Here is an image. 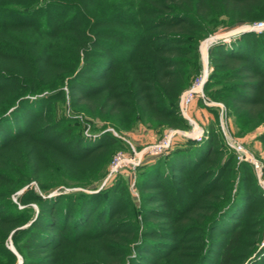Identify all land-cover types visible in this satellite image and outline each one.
Segmentation results:
<instances>
[{"label":"trees","instance_id":"1","mask_svg":"<svg viewBox=\"0 0 264 264\" xmlns=\"http://www.w3.org/2000/svg\"><path fill=\"white\" fill-rule=\"evenodd\" d=\"M8 1L0 4V264H19L9 237L22 264H263L264 191L215 126L139 168L140 207L123 179L94 194L49 197L59 181L43 184L39 166L47 148L62 168L93 164L80 184L101 180L104 164L95 162L122 144L110 131L92 141L76 123L52 122L49 103L68 80L74 108L117 131L188 129L180 98L201 72L200 43L222 23L262 22L264 0H112L98 17L84 5L97 0ZM42 37L58 39L56 47H39ZM69 53L73 65L61 61ZM209 60L205 91L225 105L237 134L264 125V33L218 41ZM84 74L106 82L81 85ZM33 203L35 216L19 208Z\"/></svg>","mask_w":264,"mask_h":264},{"label":"rangeland","instance_id":"2","mask_svg":"<svg viewBox=\"0 0 264 264\" xmlns=\"http://www.w3.org/2000/svg\"><path fill=\"white\" fill-rule=\"evenodd\" d=\"M49 1V0H48ZM51 1V0H50ZM60 1H79V0H60ZM112 0H97L98 3L94 4L93 3H85V7L88 9L89 13L91 12L92 15L98 17V16H103L102 10L104 7H107V4L111 2ZM115 3H119L118 0H113ZM46 0H38L37 2H33L30 5L32 7H40L43 5H47ZM10 3L8 0H0V4H3L5 6H8ZM23 7L27 6L28 4H24V2L19 1ZM97 11V13L95 12ZM264 21V20H262ZM248 25V24H247ZM247 25H237V26H228L225 23L220 24L217 29L212 33L210 36H208L206 39H204L200 43V54H201V72L197 76H195L192 80V84L189 87V89L192 87V85L195 83V80L202 75L205 70H210V74L212 73L213 69L210 65V60H209V47L214 41H223L224 43H230L232 40L235 38L239 37L240 35H243L245 33L246 26ZM1 34V33H0ZM258 34V33H255ZM260 34V33H259ZM263 34V33H262ZM22 36V35H20ZM6 39L9 37V34L4 36ZM21 38V37H20ZM37 36L34 38L36 39ZM11 40V39H9ZM9 40H5L6 42L9 43ZM58 39L54 38H44L42 37V41L39 44V47H46L48 48L49 45H53V47H56ZM19 43V42H18ZM39 51V49H38ZM57 52V50H55ZM58 55V53H57ZM60 61V60H59ZM63 62H67L69 64L67 65H73V56L71 53L67 56L65 60H61ZM82 64V63H81ZM80 64V65H81ZM81 72V71H80ZM76 75V74H75ZM74 75V76H75ZM87 75V76H86ZM84 78L80 82L81 85L83 83H92L96 85H102L105 83V80L94 79V74H84ZM86 76V78H85ZM209 77L207 79V82L209 80ZM65 81L60 88L63 90L64 94L62 97L56 99L55 101L50 102V107H51V112H52V122L56 119L62 118L66 121L67 125H73V124H78L80 126L81 133L84 134L86 139H90L92 141H95L97 139L98 132L100 131H110L113 135H115L121 142V146L117 147L114 151L109 150L108 153V159L104 160H97L95 162V165L97 164H104L102 167L103 169L100 168V172L103 175L102 179H97L93 178L92 180H89V182L80 184V181L82 179H88V176H90V173H87V170L92 167L93 164L86 163L81 165L80 167L76 166H66V168H62L59 165V162L57 160V155L55 154L54 150H48L43 149L40 152V161L43 159V164L39 166V169L41 170V175H42V182L45 185H50V183L57 179L59 181V186L54 187L52 191L49 194L50 196H54L60 193H65V194H70L74 192H84L88 194H94L98 193L102 190L108 189L115 185L119 179H123V182L125 183L128 191V196H130V199L134 201L135 204H137V207H140V192L137 188V181H138V170L139 168L154 163L156 160H158L160 157H164L171 152H173L176 148L179 146L184 145L188 141H197L195 139H192L188 137L187 135L190 134L193 130L194 125L198 126V129L204 131L205 137L206 138L209 134L208 130L212 127L215 126L219 132L222 134V137L224 139L225 146L227 149L232 150L234 153L235 151L230 147V144L232 143V140L241 142L244 144L245 148L253 153V155L256 157V159L259 161L262 167V171L264 172V141L260 140V137L264 134V125L260 126L256 130L249 132L243 136H239L237 134V127L235 124V120L232 116L229 115L225 105L222 102H217L215 100H212L209 95H207L205 91V86H204V95L208 99L207 103L201 99L197 98L193 103L197 102L198 107L200 106L202 109H205L208 115V119L198 121L195 116L189 112V116L191 117V120L195 123L194 125L187 119V122L189 127L188 129L182 130V129H165L163 132L160 129H154L151 127H148L146 125L140 124L137 125L135 128L129 130V131H117L115 130L112 126L105 124V122L92 118L88 116L87 114L78 111L77 109L74 108L73 103L71 101V89L70 85L72 84V81ZM53 82V81H52ZM206 82V83H207ZM54 83V82H53ZM206 85V84H205ZM188 90V89H187ZM186 90V91H187ZM185 91V92H186ZM16 94L15 92H10L7 96L13 97L12 96ZM47 95L46 93H43L44 96ZM183 95V94H182ZM181 100V98H180ZM27 111L28 109H24ZM29 117L27 118V120ZM6 127V125L4 124ZM43 125L37 124L36 128L38 129ZM199 131V130H198ZM188 133V134H187ZM228 133L231 135V138H228ZM172 135V146L165 151V153L160 154V155H154L151 154L150 152H146L143 156L142 163L140 166H138L136 169H131V168H124L122 171H120L117 175L115 176H109L110 175V169L111 165L113 162L114 157L117 155V153L120 152H125L128 155H130L132 151V147L136 149V151L141 152L144 149H147L150 146H154L162 142V140L168 136ZM96 137V138H95ZM200 142V141H197ZM236 154V153H235ZM46 156V157H45ZM9 157L12 159L13 154H10ZM39 161V162H40ZM238 161V159H237ZM240 162L238 161V164ZM242 163V162H241ZM56 165H59L60 167H56ZM236 166V165H235ZM237 167V166H236ZM253 171L254 167H253ZM64 173V174H63ZM256 174V172H255ZM91 177V176H90ZM257 177V174H256ZM229 182H231V179H233L232 176H228L227 178ZM258 179V177H257ZM64 180V181H62ZM32 189L36 191L37 193H40L38 189V184L36 182L31 183ZM18 194V193H16ZM15 194V195H16ZM12 196V202L18 204V199L16 196ZM31 207L33 214L32 216L37 213L38 208L36 204H28V205H19L20 209H23L25 207ZM128 213V210H127ZM31 216V217H32ZM30 219V218H29ZM33 219V218H31ZM29 224H26L20 229H23L27 227ZM19 229V230H20ZM221 235H218L220 237ZM7 247L16 255L18 262L20 263L21 261L23 262V258L16 249V246L14 244V241L12 237H9L8 242H7ZM260 247H264V239L260 245ZM216 249V248H215ZM214 252V250H213ZM217 251L215 255H217ZM56 258V257H55ZM264 264V262H263Z\"/></svg>","mask_w":264,"mask_h":264},{"label":"built area","instance_id":"3","mask_svg":"<svg viewBox=\"0 0 264 264\" xmlns=\"http://www.w3.org/2000/svg\"><path fill=\"white\" fill-rule=\"evenodd\" d=\"M245 32L258 33V34L264 33V21L257 22L253 25H247ZM216 42L218 41H214L210 45V47L214 45ZM209 73L210 70L206 69L205 72L195 80V83L192 85V87L188 89L186 92H184L183 95L181 96V100H180L181 114L183 115V117L187 118L193 125L195 123L191 120V117L189 116V109L197 98H201L207 103L208 99L204 95L205 94L204 86L209 77ZM187 136L197 141H202L205 137V133L204 131L198 129V126L194 125L192 132ZM228 138H231V135L229 133H228ZM171 146H172V135H168L159 144L150 146L141 152L136 151V149L132 147L133 149L130 155H128L125 152L117 153V155L113 159L109 176L111 177L117 175L124 168L136 169L138 166L141 165L143 156L146 152H150L151 154L154 155H160L165 153V151L168 150ZM230 147L235 151L237 155V159L240 163L247 162L254 167V170L258 177L259 186L264 191V172L262 171L261 164L253 155V153L248 151L243 143L235 140H232Z\"/></svg>","mask_w":264,"mask_h":264},{"label":"crops","instance_id":"4","mask_svg":"<svg viewBox=\"0 0 264 264\" xmlns=\"http://www.w3.org/2000/svg\"><path fill=\"white\" fill-rule=\"evenodd\" d=\"M189 112L195 116V118L199 121H202L205 119H208L209 113L205 111V109H202L200 106L198 107V103L195 102L191 105ZM208 114V115H207Z\"/></svg>","mask_w":264,"mask_h":264},{"label":"water","instance_id":"5","mask_svg":"<svg viewBox=\"0 0 264 264\" xmlns=\"http://www.w3.org/2000/svg\"><path fill=\"white\" fill-rule=\"evenodd\" d=\"M19 264H22V261Z\"/></svg>","mask_w":264,"mask_h":264}]
</instances>
